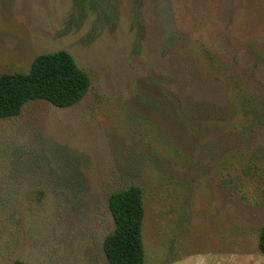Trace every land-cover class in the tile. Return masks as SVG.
Listing matches in <instances>:
<instances>
[{"label": "rangeland", "instance_id": "rangeland-1", "mask_svg": "<svg viewBox=\"0 0 264 264\" xmlns=\"http://www.w3.org/2000/svg\"><path fill=\"white\" fill-rule=\"evenodd\" d=\"M61 49L85 96L0 118V264H108L131 185L145 264H264V0H0V73Z\"/></svg>", "mask_w": 264, "mask_h": 264}, {"label": "trees", "instance_id": "trees-1", "mask_svg": "<svg viewBox=\"0 0 264 264\" xmlns=\"http://www.w3.org/2000/svg\"><path fill=\"white\" fill-rule=\"evenodd\" d=\"M90 86V75L68 50L39 54L26 72L0 73V118L20 114L26 103L37 99L63 108L73 106ZM108 205L115 223L114 230L103 240L108 264H145L142 188L131 185L114 191L108 197ZM258 244L264 254V225ZM12 264L28 263L17 259Z\"/></svg>", "mask_w": 264, "mask_h": 264}]
</instances>
